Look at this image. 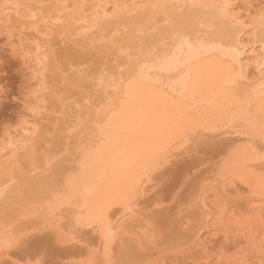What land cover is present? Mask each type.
Segmentation results:
<instances>
[{"label":"bare ground","instance_id":"bare-ground-1","mask_svg":"<svg viewBox=\"0 0 264 264\" xmlns=\"http://www.w3.org/2000/svg\"><path fill=\"white\" fill-rule=\"evenodd\" d=\"M43 2L0 0V33L5 32V36L12 43H21L20 54L29 69L28 73L32 75V79L38 81L37 86H40L35 91H28L32 94H28L33 97L32 102L36 101L32 103V108L34 105L42 106L40 109L45 108L41 101L47 102V99H43L51 96L48 90L50 87L48 88L44 80L41 81L45 77V68L40 66L47 63L49 56H55L49 53L56 54L52 51L55 50L51 44L55 42L51 41L53 37H49L52 38L50 43L47 42L49 32L54 31L51 28L47 31L48 27H57L58 29H55L58 31H55L63 36L61 40L65 38L68 43L75 42L77 45L73 44L77 47L99 43L102 48L95 46L98 50L107 49L108 52L113 48L115 55L118 52L119 55L126 56L128 63H125L129 66H124L126 74L120 73L122 76L118 75V81L113 78L112 81L111 74L98 75L95 78L97 81H90L95 82L94 86H90L93 87L91 90L94 91L95 87L101 88L107 101L102 103L104 105L101 108H90V115L93 116L89 125L94 133H91L88 147H83L84 151L81 149L83 155L80 157L81 162H78L79 168L75 170L76 176L66 178L61 194L50 191L48 188L51 187H45L48 192H43L44 188L40 189L43 187L41 184L36 189L39 181L44 183L42 178L39 179L40 174L36 175L39 176L36 177L37 181L25 169L28 165H25L26 160H30L29 164L33 163V160L26 159L24 162L23 158L37 152V142L42 138L40 134L46 136V132H40V124L43 123L37 121L40 118L36 115L42 114L39 113L40 110L34 109L33 113L36 115L31 114L37 119L34 117L35 120H23L18 128L8 131L9 142L0 143V200L5 196L9 200L0 203V212L15 199L28 195L30 200L45 204L44 207L48 210L45 212H48V215L43 211V216L46 217L42 221L45 227L43 228L52 226L53 229L63 220V217H60L63 212L60 210L65 209L60 208L67 206L75 214L72 219L76 226L90 228L91 232L95 231L105 242L104 253L107 256L115 235H135L124 230V227L128 218L137 212L141 199L152 190H149L151 185L148 187V184L153 180L154 171L170 163L173 157L186 150L191 138L208 131L220 135L223 132L220 133L217 129L222 131V127L223 130L230 131H224V134H250L244 133L247 128L251 130L249 136H253L252 131L255 135L263 136L264 0L258 7L252 4V0H53L51 4ZM41 21L44 23L42 25H45V28L41 25L45 31L38 26ZM120 30L121 33L125 32L120 35V40L116 39L120 45L116 46V41L107 42L111 37H108L109 35L114 36ZM158 42L159 44L154 45ZM148 44L153 47H148ZM145 45L150 49H146ZM137 46L146 49L144 56L142 59L131 60V56L135 57L131 48L140 49ZM157 47L158 52H153ZM145 54L149 55L146 57ZM53 58L49 59L53 60L54 64L56 62ZM40 68L43 70L41 73L38 72ZM70 75L71 73L69 77ZM82 76H72V82L79 85L84 79ZM44 92L50 94L45 93L47 96H44ZM29 96H26L27 100L30 99ZM30 102H27V109L30 108ZM226 124L228 125L225 126ZM238 125H241V129ZM201 132L203 133L200 134ZM259 136L256 138H260ZM252 144L250 142L248 146H238L231 151L221 166L227 168H223L226 173L223 169L220 170L225 173L226 179L232 176L230 182L227 180L229 183L225 185L235 194L233 196L229 191L230 197H235L232 202L244 201L241 208L237 207V203L233 205L228 203L229 201L222 202V193L228 191L224 186L220 191L216 186L208 188L206 185L204 187L207 188H201L199 197L202 198L200 202L204 209L203 221L197 224L187 221L182 224L181 229L194 238L195 246H201V253H205L203 256L209 253L210 255L204 257V261L192 258L185 264H243L240 252L227 255L225 250H218L222 246L217 247L218 251L215 249L214 237L219 233H222L226 240L232 237L235 240L242 239H238L236 246L244 241L254 242L261 234L262 237L258 240L260 242L257 243L256 263L253 264H264V173L258 171L264 170V165L262 169H258L259 163H254L258 159L255 149L259 147L255 148ZM259 150L261 152L257 155L262 159L261 154L264 151L260 148ZM263 160L260 161L264 162ZM230 174L232 175L229 176ZM222 175L220 172L218 176ZM15 178L16 183L10 186ZM3 179L5 181L1 182ZM39 189L41 191H38ZM208 206H211V209L207 211ZM48 218L53 221L48 222ZM57 221L58 224L54 223ZM11 232L6 222L0 221V264L4 263L2 260H7L4 264H21L13 257L12 249L19 243ZM244 232L246 234L242 237ZM126 237L125 239L128 238ZM135 238L133 245L136 244L140 252L149 253L155 248L144 239V235ZM70 240L78 239L73 236ZM79 243L89 246L87 241L80 240ZM85 246L82 248L85 249ZM196 253L198 252H194ZM92 254L94 256L97 253L93 250ZM93 260L94 258H90L82 264H90ZM27 263L31 264L29 261Z\"/></svg>","mask_w":264,"mask_h":264},{"label":"rangeland","instance_id":"rangeland-1","mask_svg":"<svg viewBox=\"0 0 264 264\" xmlns=\"http://www.w3.org/2000/svg\"><path fill=\"white\" fill-rule=\"evenodd\" d=\"M7 1L10 2V0ZM43 1V3L51 4V1L53 0ZM261 1L262 0H252V4L255 5V7H258L260 6L259 4H261ZM42 24L44 23L41 21V23L39 22L38 26L40 25L39 27H41ZM42 27L45 28V25H42ZM50 28L54 31H50ZM55 28L57 27H48L47 31L49 30L50 34L47 38V42L50 43L51 41H55L51 44H53L52 48H55V50L52 51H55L56 54L53 52H51L52 54L49 53L51 56H55H49L48 60L46 61L47 63L44 61L46 63L44 65H46V67L44 65H40L43 66L42 69L45 68L44 71L41 68V70H38L39 73L42 71L45 72V75H43L45 76V79L43 78L41 81L44 80L48 88H51V90L50 88H47L51 92V96L49 95V98H44L42 96V98H44L43 100L47 99L45 100L47 102L41 101L45 107L41 109L39 107L42 106L37 107L36 105H34L32 108V103H35L36 101L32 102L31 98L33 97L29 96L32 94H29L28 91H31L32 89L35 91V89H38L40 86H37L38 81L32 79V75L29 74V69L26 67L25 62L23 61L22 55L20 54V47H22L21 43L18 41H16V43L15 41L12 43L10 39L5 36V32L0 33V143L2 142L7 144L10 139L8 133L11 130L13 131L18 128L23 120H35L34 117H39L40 120L36 117L37 121H40L39 123H43L40 124L42 126L39 125L42 127L40 128V132H46L47 137L45 134H40V136L42 135L41 137L46 140L45 143H48L46 145L44 140L41 141V138L40 141L37 142V152H35L34 155H31L30 157L24 156L26 157L23 158L24 162L26 159L33 160V163L30 162L31 164H29L30 160H26L25 165L27 163L28 165L25 166V169L28 171L30 176H34L32 178L36 179V177H39L36 175L40 174L39 179L42 178L41 180L44 182V185L41 183V181H39L36 189H38L40 186H43L40 189L44 188L42 191L47 193L48 191L45 190V187H51L48 188L50 191H56V194L60 192L59 194H61V192L64 191L63 189L65 187L64 183H66L65 181L67 180L66 178L71 179L76 176L75 170L79 168L80 163L78 162H81L80 157L83 155L81 153V149L91 141V133H94V131L90 129L89 125V121L93 116V114L90 115V111L92 110L90 108H101V106L106 103H104V101H107V99L105 100L106 95H104V92L101 88L95 87L96 89L94 88V91L91 90L93 87L90 86H94L95 82L90 83V81H95V78H97L98 75L108 76L110 74L112 75H110L111 80L113 78L115 81H118L121 75L120 73H124L122 75L126 74L127 70L124 68V66L127 65L125 62L128 63V59L124 54L119 55L118 52L117 53L119 57H117V53L116 55L114 54L116 51L113 50V48L108 52L106 51L107 49L101 50L102 47L99 46V43H95L93 46L78 45L77 47L73 44L75 42L72 43L69 41L68 43L65 38L61 40L63 36L58 34V32H56L58 31V28ZM42 30L45 31L46 29ZM149 32L151 31H148V33ZM52 33H54V35ZM122 33L124 35L125 32ZM122 33L120 30V32L115 33L116 35L114 36L113 34L109 35L108 37H111L109 38L110 40L107 39V42L111 43V41H113L112 43H114V41H116L115 45H120L119 41L116 39L120 40L119 37ZM51 34L52 36H50ZM49 37H53V39H55L53 40ZM155 44H159V42L154 43V45ZM138 45L142 44L138 43ZM91 46L93 48H91ZM95 46L101 47L100 50H98V47ZM141 47L140 49L135 47L131 48V51L133 49V52H135L134 54L132 53V55L135 57L131 56V60L142 59L141 57L144 56L146 49L153 46L149 45L147 47L145 45L144 47L146 49ZM142 49L144 50L143 52ZM154 49L155 50H153V52H158L157 49L159 48L157 47ZM139 52H142L140 53L142 55H140ZM145 55L147 57L149 54ZM49 58L55 59V66L52 62L53 60H50ZM122 62H124V64H122ZM128 66L129 65L126 67ZM70 73L71 75L69 77ZM87 74L89 75L86 76ZM74 75L79 77L83 75L82 78L84 79H82L79 84L83 87H80L78 84L72 82V76ZM68 77L70 80H68ZM83 80L89 81L83 82ZM28 83H30V85H28ZM83 83L86 85H83ZM50 92H44V96H47L45 93L50 94ZM105 93L107 94V92ZM26 96H29L30 99L27 100ZM28 101L31 102L29 103L30 108L27 109V107H29L27 104ZM34 109H36V111L40 110L39 113L42 114L38 116L39 114L37 113L38 115H36L33 113L35 111ZM42 109L46 111H43ZM25 110H27V114L24 113ZM31 114H35L36 116ZM227 125L228 124L225 126ZM68 127L72 128L70 129ZM44 128H46V131ZM238 128L241 129V125H238ZM223 129V127L221 129L222 131L217 129L220 133L223 132L220 135H218L219 133L216 134L214 131H212V133L208 131L210 132L209 134L207 131H203L207 133L201 132L200 134L203 133L202 135L194 136L187 144V151L184 150L182 153L177 154V156H175L176 158L173 157V159H171L170 163H167L158 170L154 171V175L152 174L153 180L150 181V184H148V187L151 185L149 190H152L149 191L150 193L145 195L146 197L141 199L142 202L139 204L137 212L135 215L128 218V222H126V226L124 227V230H127L130 234L134 233L135 235L132 237L125 234L115 235L112 242L110 243V252L107 256L104 253L105 242L99 238V235L95 231L91 232L90 228L82 227V229L81 226H76L74 219H72L74 217L73 215L75 214H73V212L67 206H62L60 208L63 210L68 209L66 211L60 210L63 212L60 215V217H63H61L63 220L60 219V221L62 220L61 222H54L56 224L59 222V226H54L55 228L53 229L52 226H50V228L46 227L47 229H44L45 227L43 226L42 221L46 217L43 215L44 213H47L48 215V212H45L48 211L44 207L45 204L41 205V203H36V201L34 202L30 200L31 198L28 195L15 199L8 206L1 209L0 212V221L4 223L6 222L7 227L12 231L11 234L13 233L12 236L15 237L16 241L19 243L15 244L17 247H13L12 249L15 253V255L13 253V257L21 264H28V261L31 264H82L89 261L90 258H94L90 264H185L192 258L197 259L196 261H204V257L206 258L210 255V253L209 255L206 254V256H203L205 253H201V246H195L196 242L193 240L194 238L182 231V224L186 223L187 221L190 223L194 222L193 224L203 221L204 209L201 206L202 202H200V200H202V198H200L199 195L202 189L207 187L209 188L210 186H216L219 191L222 190V187L224 186V188L228 191L222 193V200L225 201L222 202L226 203V201H229L228 203L231 202L230 204L233 205L237 203V207L241 208L244 204V201L238 200L232 202V200H235V197H233V199L230 197V187L225 185L230 182L232 174L229 175L231 177L228 176L229 179H226V170L223 168H227L221 166H223L224 162H226L229 153L234 149H237L238 146L245 147V144L248 146L251 142V144L253 143L252 146L255 145V148L259 147L262 151H264V138H261L264 137V134L262 136L261 133H259L261 135L259 136L257 134L255 135V133L252 131L253 136L255 135V137L249 136L251 134V130H248L247 128L246 132L244 130L243 131L244 133L249 132L250 134H243L241 130L240 131L242 133L237 132L238 134H224V131L227 130ZM256 136H259L260 138H256ZM87 147L88 145L86 148ZM259 148H257V150H259ZM84 150L82 149V151ZM257 150L255 149L256 157L258 159H256V162L254 161V163H259L258 169H262L264 162L260 160H263L264 153L261 154L263 156L261 159V157L257 155L261 151ZM34 157H36L35 163ZM222 169L225 171V173L220 171ZM258 171H261L262 174L264 173L263 169ZM220 172L221 175L224 173L221 176L224 178L218 176ZM36 180L38 181V179ZM227 180H229V182H227ZM3 181H5V179H3L1 182ZM16 181L17 178L11 182L10 186H13V183H16ZM206 185L207 187H204ZM40 189L38 191H41ZM52 193L55 194L54 192ZM231 193L234 194L233 191ZM233 196H235V194ZM229 197L230 199H227ZM8 200L9 199L7 196L2 197L0 203L6 202ZM199 206L200 208H198ZM206 209L207 211L210 210L211 206L206 207ZM199 212H201V214ZM69 215H71V217ZM199 217L200 219H198ZM52 221H49L48 218V222ZM40 222L42 226L40 225ZM54 223L53 225H55ZM38 227H42L40 231ZM79 230H81V232ZM245 234L246 232L242 234V237H244ZM143 235L145 236L144 239H147V242L149 241L150 244L155 246V248L149 253L148 251H146V253L144 251L140 252L137 246H135L136 244L133 245V240H136L135 237ZM73 236L77 237L79 241H87L86 244L89 246L86 245V247L85 243H79L78 240H70V238L72 239ZM125 237L127 239H125ZM261 237L262 235L259 234L254 242L245 243L243 240L244 242H242V244L236 246L238 244L239 238L235 240L232 237L226 240L223 238V234L219 233L214 237L216 240L214 242L216 245L215 249L217 250V247L220 248V246H222L218 250H225L227 255L234 254L236 251L240 252L242 254V259L244 260L242 262L243 264H253L256 263L255 261L257 257L255 255H257V243L260 242H258V240ZM189 239L191 241H189ZM152 240H154L155 243ZM83 246L86 248H82ZM124 249L126 251H124ZM93 250L95 253H97L94 256L92 254ZM194 252H198L196 253L198 256L194 254ZM124 254L126 255L122 256ZM108 258L111 260L109 261ZM5 261L2 260L1 262L5 263Z\"/></svg>","mask_w":264,"mask_h":264}]
</instances>
